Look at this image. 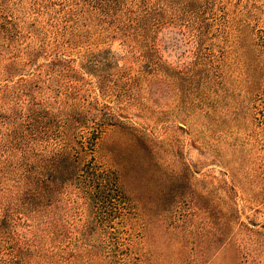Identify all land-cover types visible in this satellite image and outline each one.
Instances as JSON below:
<instances>
[{"label": "rangeland", "instance_id": "obj_1", "mask_svg": "<svg viewBox=\"0 0 264 264\" xmlns=\"http://www.w3.org/2000/svg\"><path fill=\"white\" fill-rule=\"evenodd\" d=\"M261 43L264 0H0V264H264Z\"/></svg>", "mask_w": 264, "mask_h": 264}, {"label": "trees", "instance_id": "obj_2", "mask_svg": "<svg viewBox=\"0 0 264 264\" xmlns=\"http://www.w3.org/2000/svg\"><path fill=\"white\" fill-rule=\"evenodd\" d=\"M258 48L264 50V43L259 44V47ZM102 176H103V174H102ZM113 181L115 182L114 183L115 185H118V183H119V177H118V175L114 176Z\"/></svg>", "mask_w": 264, "mask_h": 264}]
</instances>
